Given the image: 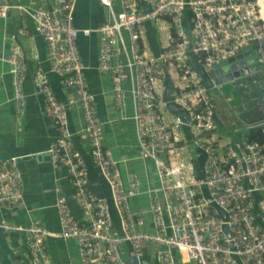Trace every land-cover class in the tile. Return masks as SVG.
Masks as SVG:
<instances>
[{
	"label": "built area",
	"instance_id": "1",
	"mask_svg": "<svg viewBox=\"0 0 264 264\" xmlns=\"http://www.w3.org/2000/svg\"><path fill=\"white\" fill-rule=\"evenodd\" d=\"M100 2L112 20L96 30L76 28L77 0H53L50 9L29 12L46 42L50 71L61 78L69 94L66 103L60 101L47 75L36 76L44 115L59 134L49 153L55 165L67 168L74 198L85 209L86 218L77 219L68 201L59 197L55 204L58 234L38 219L28 226L0 221V230L26 234L30 264H52L47 249L52 236L77 241L81 264H130L132 256L136 264H148V254H153L155 264H264V142L245 138L221 143L219 109L203 80L217 64L234 61L245 47L259 42L258 74L264 83V20L258 0ZM11 8L1 4L0 19H6ZM153 23L163 39L158 54L149 53L144 44V28ZM95 32L100 36L98 70L111 76L115 106L121 114L132 97L139 157L155 167L158 187L150 192L143 209L132 206L144 194L139 178L126 180L120 161L106 148L97 98L86 77L88 67L78 38ZM26 34L24 29L19 31ZM11 39L6 60L13 78V103L23 117L29 68L16 35ZM173 70L185 86H176L172 103L186 112L185 117L170 113L169 102L159 93ZM75 103L83 111L94 165L110 186L118 225L108 201L91 191L87 163L73 142L68 110ZM248 128L264 134V117ZM202 155L206 159L200 178ZM23 203L24 181L17 160L0 159V209L11 211Z\"/></svg>",
	"mask_w": 264,
	"mask_h": 264
},
{
	"label": "crops",
	"instance_id": "2",
	"mask_svg": "<svg viewBox=\"0 0 264 264\" xmlns=\"http://www.w3.org/2000/svg\"><path fill=\"white\" fill-rule=\"evenodd\" d=\"M9 4L12 8L6 19H0V159L19 158V169L24 181L25 209L19 207L12 214L0 209V221L28 226L34 219L41 220L45 227L53 234L60 232V221L55 204L57 198L63 197L71 202L74 213L79 219L86 218L83 206L76 202L74 189L65 166L55 165L49 153L51 144L58 138L56 126L44 115V97L37 91L35 79L38 73L46 74L51 86L60 101L66 103L69 94L62 85L61 78L50 71L51 63L45 40L37 33L35 23L29 12L39 8L50 9L53 0H0L1 4ZM22 6L28 12L20 9ZM115 9L120 6L115 4ZM109 10L100 0H78L75 13V24L80 30H96L104 23L111 22ZM190 14L186 15V21ZM24 29L27 34L19 35ZM16 35V42L21 47L28 64V77L25 82L27 107L25 116L16 113L13 103V78L10 74L11 66L6 58L13 46L12 36ZM144 44L149 53L158 54L162 47V37L157 26L147 24L144 28ZM79 48L83 60L88 67L86 77L90 90L96 95L99 117L103 123L106 148L114 159L120 161L123 177L137 176L144 194L132 201L134 209L148 206V195L158 187V179L152 162L139 157L138 137L136 126L131 119L133 115L132 97H128V105L121 114L114 100V84L110 75L101 74L98 70L100 36L92 33L90 37L80 36ZM169 82L171 92L166 97ZM167 82L159 93L167 102L176 86H185V81L173 70ZM215 103L218 106L216 99ZM171 113V112H170ZM255 118V115H254ZM251 117V119H254ZM221 143L229 140L239 141L249 138L257 130L245 128L244 132L231 133L230 126H226L221 117L217 118ZM69 130L73 135V142L77 148L88 157L91 156L90 139L85 132L83 111L79 103L69 107ZM229 123L228 119H226ZM223 122V123H222ZM191 139V136H189ZM93 161V160H92ZM95 185L99 193L105 191L101 176L95 172ZM75 201V202H74ZM47 249L52 264H81L78 242L65 241L58 236L49 237ZM153 254H148L147 263L154 264ZM155 262V261H154ZM0 264H30L24 232L5 233L0 231Z\"/></svg>",
	"mask_w": 264,
	"mask_h": 264
},
{
	"label": "water",
	"instance_id": "3",
	"mask_svg": "<svg viewBox=\"0 0 264 264\" xmlns=\"http://www.w3.org/2000/svg\"><path fill=\"white\" fill-rule=\"evenodd\" d=\"M76 9H77V3L74 11V23H75ZM80 36H83V34H80ZM79 38H78V45H79ZM261 54H262L261 44L259 42H256L251 46L245 47L242 50L241 54L238 55L234 61L232 62L223 61L214 67L210 75L203 76L205 85L212 90L213 95H215L216 99H218L217 100L219 103L218 109L220 112L219 117H221V121L223 120L226 126L229 125L231 130L234 129V126L237 124L244 125V128L247 129L249 125H251L254 122L261 121L264 117V110H263L264 83L261 80L260 75L258 74L259 64L257 60V57L261 56ZM226 85H229L231 88H233V91L232 93L224 92L222 95V93H220L219 90L222 87L224 88V86ZM166 86H167V90H166V97H167L171 92L170 90L171 88L169 87V82L166 83ZM167 102H169L167 108L171 113L175 115H179L181 117H185L186 112L179 106L172 103L171 96L168 98ZM234 103L236 104L234 105ZM231 109L237 111V113L239 114V119L236 118L234 120V117L230 112ZM251 117H253L254 119H251ZM226 119H228L229 123H227ZM218 124H221L219 120H218ZM77 149L84 157L87 163L89 169V187L91 191L98 198L106 199L108 201L110 212L113 215L115 223L118 225L119 220L114 208L111 189L107 180L100 174L99 169L95 167L94 162L92 161L93 160L92 157L91 156L88 157L79 148ZM46 155L50 156V153H47ZM10 159H16L19 168L20 159L19 158H10ZM205 159H206L205 155H202L198 160V176L200 178L204 177ZM95 172H98V174L101 176L102 183L105 185L106 189L103 193H99L98 187H96L97 185L94 184L95 183L94 178H96ZM206 194L208 195L207 192ZM68 203L75 217L79 219V217L74 213L72 209L71 202L68 201ZM23 204L19 207L25 209L26 207ZM19 207L11 211H5V212L6 214L10 215L13 212H15L17 209H19ZM215 207L222 213L223 217L226 218V215L222 212V210L219 209L217 206ZM256 212H258V207H256ZM225 232L226 234L230 235L227 228L225 229ZM130 264H136V259L133 256L130 259Z\"/></svg>",
	"mask_w": 264,
	"mask_h": 264
},
{
	"label": "rangeland",
	"instance_id": "4",
	"mask_svg": "<svg viewBox=\"0 0 264 264\" xmlns=\"http://www.w3.org/2000/svg\"><path fill=\"white\" fill-rule=\"evenodd\" d=\"M152 25H154V26H156V24H152ZM232 91H233V88H231L229 85H226V86H224V88L222 87V88H220V90H219V92L220 93H222V95H223V93L224 92H227V93H232ZM222 95H221V97H222ZM218 100V99H217ZM236 103H234V105H235ZM169 111V110H168ZM230 112H231V114L233 115V117H234V120L237 118V119H239V114L237 113V111L236 110H230ZM219 115H220V112H218V118H219ZM244 130H245V128H244V125H235L234 126V129H232L231 130V133H241V132H244ZM8 222V221H7ZM8 223H10V222H8ZM12 224V223H11ZM152 263H154L155 264V262H154V260L152 261ZM187 264H196L195 262H192V261H190V262H187Z\"/></svg>",
	"mask_w": 264,
	"mask_h": 264
},
{
	"label": "trees",
	"instance_id": "5",
	"mask_svg": "<svg viewBox=\"0 0 264 264\" xmlns=\"http://www.w3.org/2000/svg\"><path fill=\"white\" fill-rule=\"evenodd\" d=\"M187 14H189V13H187ZM189 21L190 20L186 21L187 25L189 24ZM249 140H251V141H258V142H261L262 143V142H264V134L260 130L259 131H256V132H253L252 134H250Z\"/></svg>",
	"mask_w": 264,
	"mask_h": 264
},
{
	"label": "bare ground",
	"instance_id": "6",
	"mask_svg": "<svg viewBox=\"0 0 264 264\" xmlns=\"http://www.w3.org/2000/svg\"><path fill=\"white\" fill-rule=\"evenodd\" d=\"M259 5L261 7V12H262V18L264 20V1L263 0H258Z\"/></svg>",
	"mask_w": 264,
	"mask_h": 264
},
{
	"label": "flooded vegetation",
	"instance_id": "7",
	"mask_svg": "<svg viewBox=\"0 0 264 264\" xmlns=\"http://www.w3.org/2000/svg\"><path fill=\"white\" fill-rule=\"evenodd\" d=\"M214 99H216V96L214 95ZM217 100V99H216Z\"/></svg>",
	"mask_w": 264,
	"mask_h": 264
}]
</instances>
